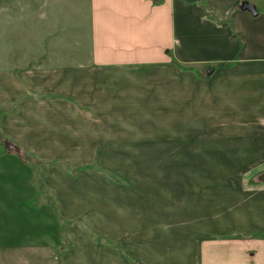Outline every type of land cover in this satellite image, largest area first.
Here are the masks:
<instances>
[{"label":"rangeland","instance_id":"rangeland-1","mask_svg":"<svg viewBox=\"0 0 264 264\" xmlns=\"http://www.w3.org/2000/svg\"><path fill=\"white\" fill-rule=\"evenodd\" d=\"M88 8V0H0V156L16 158L28 178L19 185L31 196L17 213L46 217L49 235V245H30L17 228L16 244H0V264H63L83 245L66 239L69 227L98 254L106 227L132 240L136 221L182 220L190 173L226 158L198 125L185 131L183 94L173 107L167 67H88Z\"/></svg>","mask_w":264,"mask_h":264},{"label":"crops","instance_id":"crops-1","mask_svg":"<svg viewBox=\"0 0 264 264\" xmlns=\"http://www.w3.org/2000/svg\"><path fill=\"white\" fill-rule=\"evenodd\" d=\"M88 7V67H167L173 107L183 94L185 131L198 125L200 139L223 144L226 158L200 161L190 173L182 220L136 221L132 240L106 227L98 254L67 228L66 239L83 245L63 264H76L74 257L80 264H264V0H88ZM17 164L0 156V244H16L22 228L25 243L47 246L46 217L17 213L31 196Z\"/></svg>","mask_w":264,"mask_h":264},{"label":"water","instance_id":"water-1","mask_svg":"<svg viewBox=\"0 0 264 264\" xmlns=\"http://www.w3.org/2000/svg\"><path fill=\"white\" fill-rule=\"evenodd\" d=\"M247 8V10H249L253 15H255L256 13H257V11H256V8H255V6L254 5H251V4H246V6H245V9ZM5 148L6 149H8V150H14V151H18V147L15 145V144H13V143H11V142H9V141H6L5 140Z\"/></svg>","mask_w":264,"mask_h":264}]
</instances>
